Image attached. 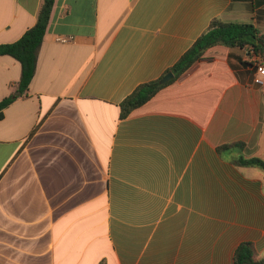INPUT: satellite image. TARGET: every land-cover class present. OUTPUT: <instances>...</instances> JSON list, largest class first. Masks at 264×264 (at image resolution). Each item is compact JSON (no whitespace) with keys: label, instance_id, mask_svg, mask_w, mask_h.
<instances>
[{"label":"crops","instance_id":"0c3cea01","mask_svg":"<svg viewBox=\"0 0 264 264\" xmlns=\"http://www.w3.org/2000/svg\"><path fill=\"white\" fill-rule=\"evenodd\" d=\"M43 3L0 0V43ZM215 19L264 34V0L54 1L29 92L0 119V264H235L245 240L264 257V169L232 160L264 159L257 58L213 46L121 114ZM21 71L0 55V100Z\"/></svg>","mask_w":264,"mask_h":264},{"label":"trees","instance_id":"16d2710c","mask_svg":"<svg viewBox=\"0 0 264 264\" xmlns=\"http://www.w3.org/2000/svg\"><path fill=\"white\" fill-rule=\"evenodd\" d=\"M55 0H44L36 23L29 28L18 40L11 43H0V55H11L21 63V77L14 92L0 100V119L4 117V110L18 97L27 94L35 76L38 54L46 33ZM225 45L229 47L246 48L249 55L257 59L255 66L264 64V34L251 22H226L215 19L209 27L186 50L179 60L168 69L174 73V78L161 83L157 78L139 84L121 102L122 116L129 115L134 109L148 102L161 88L179 78L195 62L202 59L207 49ZM244 148V142L224 144L218 147L224 153L230 147ZM238 165L257 166L264 169V159L261 157H246L236 155L232 159ZM235 264H264V257H259L254 243L250 240L242 241L234 252Z\"/></svg>","mask_w":264,"mask_h":264},{"label":"built area","instance_id":"2783aa9c","mask_svg":"<svg viewBox=\"0 0 264 264\" xmlns=\"http://www.w3.org/2000/svg\"><path fill=\"white\" fill-rule=\"evenodd\" d=\"M70 38L69 37H59L58 40L59 41H63L66 42L68 41ZM255 81L257 83H261L264 84V64H260L257 67L256 73H255V77H254Z\"/></svg>","mask_w":264,"mask_h":264},{"label":"water","instance_id":"95a60500","mask_svg":"<svg viewBox=\"0 0 264 264\" xmlns=\"http://www.w3.org/2000/svg\"><path fill=\"white\" fill-rule=\"evenodd\" d=\"M174 73L172 71H168L161 79V83H166L174 78Z\"/></svg>","mask_w":264,"mask_h":264}]
</instances>
